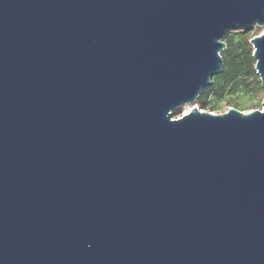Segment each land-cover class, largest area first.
Returning a JSON list of instances; mask_svg holds the SVG:
<instances>
[{"label":"water","instance_id":"water-1","mask_svg":"<svg viewBox=\"0 0 264 264\" xmlns=\"http://www.w3.org/2000/svg\"><path fill=\"white\" fill-rule=\"evenodd\" d=\"M253 26L264 0H0V264H264V100L171 116Z\"/></svg>","mask_w":264,"mask_h":264},{"label":"rangeland","instance_id":"rangeland-1","mask_svg":"<svg viewBox=\"0 0 264 264\" xmlns=\"http://www.w3.org/2000/svg\"><path fill=\"white\" fill-rule=\"evenodd\" d=\"M263 31L264 26H253L246 31L226 33L221 38V42L225 44L224 49H226L220 52L223 60V70L226 65L225 60L233 55L234 58L238 57V62L242 65L241 70H244V73L240 74L241 72H239L238 75H241V77H238L232 85L229 84L224 87L223 90L221 88L217 89L215 84L210 87L212 85L211 79L210 84L203 90L202 103H196V99L194 102L174 109L171 112L172 120L186 114L193 107L211 114H221L228 109H235L241 113L261 110V103L264 100V85L261 84L259 77L256 75L254 69L255 59L252 57L253 47L249 41L254 36L261 35ZM244 75H248V77ZM223 76L224 74L220 77Z\"/></svg>","mask_w":264,"mask_h":264},{"label":"trees","instance_id":"trees-1","mask_svg":"<svg viewBox=\"0 0 264 264\" xmlns=\"http://www.w3.org/2000/svg\"><path fill=\"white\" fill-rule=\"evenodd\" d=\"M226 49H223L222 51H225ZM222 58V57H221ZM228 60V61H227ZM227 63H229V65H227ZM225 69L222 71L221 74H219L218 76H215L212 79V85L210 87H212L214 84L216 85L217 89L221 88V90L224 89V87H226L227 85H232L233 82L238 78L241 77V75L239 76L238 73L241 72L240 74L244 73V70L242 69V65L238 62V57L234 58L233 55H231V58L228 57V59L225 60ZM223 77H220L221 75H223ZM248 74V73H247ZM245 77H248V75H244ZM244 77V78H245ZM227 79V80H225ZM229 79V80H228ZM209 87V88H210ZM214 92V91H212ZM204 94V91H202L200 93V95L197 97V102L196 103H202L201 102V97Z\"/></svg>","mask_w":264,"mask_h":264},{"label":"bare ground","instance_id":"bare-ground-1","mask_svg":"<svg viewBox=\"0 0 264 264\" xmlns=\"http://www.w3.org/2000/svg\"><path fill=\"white\" fill-rule=\"evenodd\" d=\"M193 108H194V107H193ZM190 110H191V108L189 109V111H190ZM189 111H187L186 114H187Z\"/></svg>","mask_w":264,"mask_h":264}]
</instances>
